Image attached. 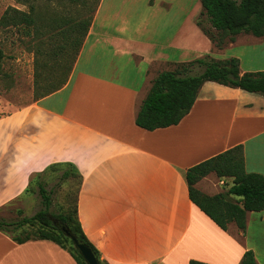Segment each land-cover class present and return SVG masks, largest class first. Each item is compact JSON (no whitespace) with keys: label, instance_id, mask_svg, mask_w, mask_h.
I'll return each instance as SVG.
<instances>
[{"label":"crops","instance_id":"obj_1","mask_svg":"<svg viewBox=\"0 0 264 264\" xmlns=\"http://www.w3.org/2000/svg\"><path fill=\"white\" fill-rule=\"evenodd\" d=\"M202 10L201 0H100L67 84L0 115V208L25 196L35 174L73 164L79 220L107 264H241L248 250L264 264V210L248 211L245 231L234 222L225 230L186 180L188 168L238 144L247 171L264 175V95L206 81L178 124L136 123L159 72L207 50L241 61L264 43L241 32L218 49L197 22ZM210 176L197 186L214 195L223 187L202 188ZM0 264L78 263L52 240L18 242L0 230Z\"/></svg>","mask_w":264,"mask_h":264},{"label":"trees","instance_id":"obj_2","mask_svg":"<svg viewBox=\"0 0 264 264\" xmlns=\"http://www.w3.org/2000/svg\"><path fill=\"white\" fill-rule=\"evenodd\" d=\"M40 0H18L29 6L28 10L10 6L0 18V26L24 29L35 41V99L48 96L63 88L70 79L83 42L89 32L100 0H73L74 11L63 13L58 8L45 12L36 8ZM203 10L210 22L207 27L198 19L203 32L215 47L222 49L235 41L241 32L264 36V0H201ZM65 10L67 8L65 7ZM84 10L87 12L83 15ZM5 56L0 48V64ZM202 71L194 74L195 67ZM206 81L238 87L264 95V70L241 72L240 59L229 57L217 59L210 54L192 61L179 62L174 68L159 72L138 110V126L154 130L178 124L192 109ZM62 163H54L48 169L56 172ZM64 170L61 178L75 177L79 190L81 179L75 165ZM215 173L221 179H230L226 191L209 195L198 188L204 177ZM43 172L35 174L26 192L37 182L43 208L31 216L16 221L0 217V230L10 233L22 229L12 236L18 242L32 239H48L67 249L78 264H88L64 228L80 241L89 245L101 264H107L100 251L89 240L78 217V191L73 205L66 202L60 212H51L52 194L41 180ZM189 196L220 227L228 229L230 223L245 231L248 211L264 210V175L246 169L243 144L233 146L215 156L201 161L186 171ZM190 264H208L191 260ZM241 264H257L253 250L245 252Z\"/></svg>","mask_w":264,"mask_h":264},{"label":"rangeland","instance_id":"obj_3","mask_svg":"<svg viewBox=\"0 0 264 264\" xmlns=\"http://www.w3.org/2000/svg\"><path fill=\"white\" fill-rule=\"evenodd\" d=\"M36 8L39 11L45 12L58 8L63 13L72 12L76 9L77 3L73 0H40L36 1ZM15 6L21 9L28 10L29 6L18 2V0H0V18L5 10ZM65 7L67 10H65ZM87 12L84 10L83 15ZM207 27H210V22L206 14H201L198 18ZM203 48L206 45L201 46ZM0 48L4 50L5 56L0 64V115L7 113L12 108H18L32 102L35 99V41L32 35L28 34L24 29L16 27L0 26ZM239 48L235 49L238 50ZM232 50H227L226 54H230ZM202 54L214 55L210 52ZM76 64V63H75ZM242 64V65H241ZM264 66V43L256 49L249 48L246 53L242 54L240 67ZM174 68V66H172ZM202 71V67H195L194 74ZM61 169H58L54 174H45L42 177L46 188L52 194L53 204L51 212L57 213L62 210L66 202L73 205L77 194L78 180L71 177L68 180L61 178ZM221 178L215 173H212L205 181L202 188L217 183L223 187L222 191H226L229 183L219 184ZM204 192V191H203ZM206 193V192H205ZM208 194V193H207ZM210 195V194H209ZM43 208L42 197L39 192L37 182H33L32 189L25 196L7 203L0 208V217L9 221H16L23 216H31ZM22 229L11 230L10 235L14 236L21 232Z\"/></svg>","mask_w":264,"mask_h":264},{"label":"water","instance_id":"obj_4","mask_svg":"<svg viewBox=\"0 0 264 264\" xmlns=\"http://www.w3.org/2000/svg\"><path fill=\"white\" fill-rule=\"evenodd\" d=\"M64 231L68 236H70L75 246L80 251L81 255L85 259V261L88 264H101L99 258L97 257L96 253L93 251V249L87 245L86 243L80 241L74 234H72L69 230L64 228Z\"/></svg>","mask_w":264,"mask_h":264}]
</instances>
